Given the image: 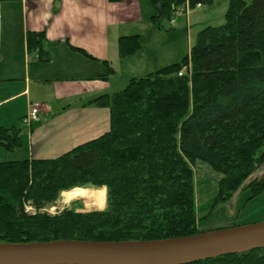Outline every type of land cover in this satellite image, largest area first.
<instances>
[{"label":"trees","instance_id":"obj_1","mask_svg":"<svg viewBox=\"0 0 264 264\" xmlns=\"http://www.w3.org/2000/svg\"><path fill=\"white\" fill-rule=\"evenodd\" d=\"M212 1L149 0L151 19L159 23L181 4ZM230 2L225 22L200 30L180 61L92 100L109 108L108 132L54 158L0 161V241L150 240L202 232L197 159L222 173L213 208L244 189L251 190L249 199L264 190V0ZM26 34L28 50L48 61L46 32ZM118 42L122 56L141 49L139 34ZM189 63L190 74L180 75ZM103 64L114 72L109 61ZM21 131L0 126V146L18 150ZM78 186L101 188V202L88 206L106 207L54 215L25 209L27 203L41 209ZM187 264H264V248Z\"/></svg>","mask_w":264,"mask_h":264},{"label":"crops","instance_id":"obj_2","mask_svg":"<svg viewBox=\"0 0 264 264\" xmlns=\"http://www.w3.org/2000/svg\"><path fill=\"white\" fill-rule=\"evenodd\" d=\"M9 3L15 5L0 3V11L6 14L2 17L5 22L10 18L13 20L15 14L19 15L24 61L16 67L9 64L5 67L4 55H0V73L3 69L9 72H4V79L0 78V107L15 102L17 98H26L27 110L22 118L26 132L21 127L22 144L19 148L23 151V158L19 159L54 158L108 132L111 112L108 107L97 105L92 100L118 90L111 89L112 83L103 73L106 66L102 62L109 61L113 66L116 56H120V61H127L129 56L118 52L117 40L120 36L136 34L128 31L132 24L135 27L143 23L151 25L152 20L147 13L139 11L140 4H147L151 14L149 0H122L117 3L110 0H12ZM126 3L130 5L126 6ZM29 4L33 5L31 20ZM111 6L114 10L120 9V12L110 15ZM123 13L126 17L122 16ZM28 30L46 32L48 42L46 40L44 45L49 53L48 61L40 60L37 53L28 50ZM114 44L117 48H113ZM2 45L3 40L0 50ZM76 46L85 48L89 55L76 49ZM136 54L140 53L131 55ZM33 85L38 88L36 99L33 98ZM62 85L65 88L61 92L59 88ZM84 96L86 99L83 100ZM74 98H77L75 104L57 107L53 103ZM32 103H42L44 107L40 110V118L27 124L25 118Z\"/></svg>","mask_w":264,"mask_h":264},{"label":"rangeland","instance_id":"obj_3","mask_svg":"<svg viewBox=\"0 0 264 264\" xmlns=\"http://www.w3.org/2000/svg\"><path fill=\"white\" fill-rule=\"evenodd\" d=\"M9 2L11 1H0L2 4H9L10 6L15 5L13 4L14 2L12 4ZM126 4V6L130 5L128 3ZM230 4V0H213L210 4H200L195 8H191L188 4H181L169 16L160 18L158 20L159 23H155L151 19L152 14L155 12L153 6L150 12L151 14H149V6H147V4H140L139 11L142 10L143 13H147V17L152 20L150 23L151 25H149V23H143V25L141 24L135 27L132 24L128 28V31L136 32V34L140 35L141 52L137 51V53H140L138 55H129L127 61H120V56H116L113 59V66H115V68H113L117 70V73L115 74H113L114 72L108 73L107 67L103 69V73H105V75L107 74V77L110 78L112 83L111 89L119 91L120 89L124 88L129 80L134 76L143 77V75L147 73L155 72V70L162 69L167 65H172L177 63V61H180L184 56L191 52L190 50L192 46L197 43L200 30L211 25H222V23L225 22V12L229 8ZM32 6L33 5L29 4L28 11L30 20L33 16L31 11ZM117 12H120V9L117 8V10H114V6L110 7V15ZM5 16V12H3V10L0 11V30L2 34V36L0 35V42L3 40L0 55H4L3 66L7 67V64H9L12 67H16L19 63L24 61V58L22 57L24 46H22V37H19L21 24L19 23L20 20L18 19V14L14 15L13 20L10 18L7 22L4 21L5 18H2ZM122 16L126 17V14L123 13ZM4 25L5 27L7 25V27H3ZM14 38H16V41ZM6 39H8V42L6 41L7 43L5 42ZM118 41L119 38L117 42ZM4 42L6 44H4ZM52 45L53 47H58L57 45ZM117 45L114 44L113 48H117ZM191 67L192 65L188 66V74L191 72ZM4 72L9 73L8 70L3 69L0 73V78L2 79L5 77L3 76L5 75ZM17 81H19V83H24L23 80ZM7 84L9 85L10 82H7ZM64 88L65 86L62 85V87L59 88V91L62 92ZM36 90L38 91L37 86L33 85L32 92L34 99L37 98L35 97V94H37ZM84 99H86L85 96L83 100ZM76 100L77 98H74L67 99L66 102L63 100L58 103H53L55 106L60 107L63 104L65 105L68 103L75 104ZM26 110L27 104L25 97L17 98L15 102L5 104L4 106L0 107V126L12 127L20 125L25 131L26 128L23 125L24 123L22 122V118L25 115ZM22 153L23 151H21L20 148L15 151H10L0 146V161L15 159L19 160V158H23ZM193 167L195 170L194 179L197 213H199L200 216L198 225L202 231L208 232L212 230H219L220 228H231L264 221V190L249 199V197L252 195V192L250 189H244L237 195L230 198L229 201L221 202L218 206L213 208V205L216 202L215 198L219 191V183L223 178L222 173L218 169L216 170L213 166L200 159L195 161ZM262 170L264 172V167ZM82 188L101 189L98 187ZM62 193L60 197L55 200V202L45 204L43 207H41V209H36L30 203L26 204L25 209L28 213L40 211L48 212L54 215L57 212H61L67 208L75 209L77 212H91L94 210H102L106 207V204L102 209L94 206L90 207L88 206L90 204H87V201L84 197L75 198L66 203L65 197Z\"/></svg>","mask_w":264,"mask_h":264},{"label":"water","instance_id":"obj_4","mask_svg":"<svg viewBox=\"0 0 264 264\" xmlns=\"http://www.w3.org/2000/svg\"><path fill=\"white\" fill-rule=\"evenodd\" d=\"M264 248V221L183 237L0 241V264H187Z\"/></svg>","mask_w":264,"mask_h":264},{"label":"bare ground","instance_id":"obj_5","mask_svg":"<svg viewBox=\"0 0 264 264\" xmlns=\"http://www.w3.org/2000/svg\"><path fill=\"white\" fill-rule=\"evenodd\" d=\"M65 197V202H69L72 199L84 197L87 204L99 203L102 198L101 189H86L82 187H76L71 190H67L62 193Z\"/></svg>","mask_w":264,"mask_h":264},{"label":"built area","instance_id":"obj_6","mask_svg":"<svg viewBox=\"0 0 264 264\" xmlns=\"http://www.w3.org/2000/svg\"><path fill=\"white\" fill-rule=\"evenodd\" d=\"M188 66H191V64L189 63V65H185L183 68H181V70L179 71L180 75H184V74H188ZM44 107V104L42 103H32V105L29 108V112L27 117L25 118V122L27 124L32 123L33 121H36L40 118V110Z\"/></svg>","mask_w":264,"mask_h":264}]
</instances>
